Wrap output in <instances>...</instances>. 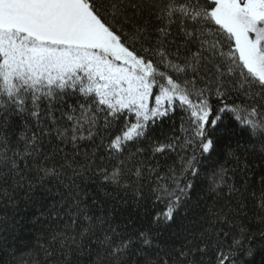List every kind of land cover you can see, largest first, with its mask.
I'll use <instances>...</instances> for the list:
<instances>
[{"label": "snow or ice", "instance_id": "6c2138e0", "mask_svg": "<svg viewBox=\"0 0 264 264\" xmlns=\"http://www.w3.org/2000/svg\"><path fill=\"white\" fill-rule=\"evenodd\" d=\"M177 111L183 138L152 140L153 154L179 149L181 176L204 171L209 190L223 185L247 198L252 182L238 153L259 145L264 155V0H0V177L17 186L54 181L89 220L82 239L93 227L88 182L102 177L94 181L101 191L119 184V171L98 164L96 150L149 140ZM226 118L238 125L228 139L218 131ZM85 142L92 152H81ZM198 154L212 158L210 177ZM174 182L157 225L172 222L194 188ZM260 185L264 209V175ZM136 239L151 243L146 232ZM132 242L121 237L112 254ZM240 247L234 239L217 264H257V256L264 264V247L244 249L238 261Z\"/></svg>", "mask_w": 264, "mask_h": 264}, {"label": "trees", "instance_id": "16d2710c", "mask_svg": "<svg viewBox=\"0 0 264 264\" xmlns=\"http://www.w3.org/2000/svg\"><path fill=\"white\" fill-rule=\"evenodd\" d=\"M180 117L177 111L151 133L149 140L129 143L122 152L110 154L106 147L109 141L96 150L98 164L103 163L109 173L119 171V184H108L101 191L94 181H102V177L95 176L88 182L89 196L85 200L93 227L83 239L80 234L89 227V220L70 207L71 200L61 198L54 181L40 186L33 179L17 186L12 179L0 177V264H217L218 253L228 254L234 239L241 241V247L236 249L238 261L244 258V249L264 247V209L260 207L264 155L258 154L259 145L255 151L249 145L238 153L240 165L248 166L247 176L252 182L247 198L230 194L223 185L211 191L204 171L198 177L180 175L179 149L153 154L149 146L152 140L183 138ZM224 124L229 125L227 118ZM236 127L232 121L229 127L218 131L228 139L232 135L230 129ZM119 134L120 129L111 132L113 137ZM96 144H100L99 138ZM232 144L235 148L234 141ZM94 147L85 142L81 152H92ZM137 147L143 151L137 152ZM192 151L190 146L186 154L191 155ZM198 158V167L207 169L210 177L212 158L199 154ZM177 178L182 184L192 181L194 188L183 198L174 220L157 225L154 217L167 206L164 189L174 190ZM104 192L111 195L105 196ZM157 196L162 200H157ZM94 199L96 204L91 207ZM83 207L85 204H81ZM97 217L103 219L102 225ZM140 232L149 233L150 244L136 239ZM106 236L112 238L110 243L104 242ZM129 236L132 244L113 255L112 249L121 237ZM256 261L259 264V256Z\"/></svg>", "mask_w": 264, "mask_h": 264}]
</instances>
